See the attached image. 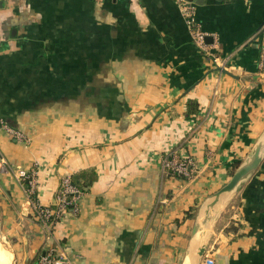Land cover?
Instances as JSON below:
<instances>
[{"label":"crops","instance_id":"0c3cea01","mask_svg":"<svg viewBox=\"0 0 264 264\" xmlns=\"http://www.w3.org/2000/svg\"><path fill=\"white\" fill-rule=\"evenodd\" d=\"M193 2L223 67L174 0H0V228L15 264L49 249L69 264L185 263L199 207L264 132V0ZM173 151L193 158L191 179L162 170ZM13 166L34 168L41 205L63 176L89 184L77 212L44 227ZM200 264H264V160Z\"/></svg>","mask_w":264,"mask_h":264},{"label":"built area","instance_id":"2783aa9c","mask_svg":"<svg viewBox=\"0 0 264 264\" xmlns=\"http://www.w3.org/2000/svg\"><path fill=\"white\" fill-rule=\"evenodd\" d=\"M174 2L177 3L187 23L191 26L195 44L209 53L213 61L219 64L221 60L216 54L210 51L208 44L205 42L206 33L202 31L196 22L194 16L195 3L193 0H174ZM262 63L264 64V54L262 55ZM220 66L223 67L222 64ZM9 133L15 140H25V135L19 131L9 129ZM3 163L5 164L4 161ZM9 168L14 178L24 186L26 204L30 207L34 218L39 220L44 227L48 228L51 224L62 220L71 211L74 213L77 212L78 200L83 194V191L71 182L70 175L61 178L54 202L50 205H41L36 197V172L34 168L25 169L20 166ZM161 168L165 172L178 174L183 179H191L195 172V162L192 157H180L173 151L162 157ZM37 264H69V262L66 260L63 252L57 254L53 249H49L41 254Z\"/></svg>","mask_w":264,"mask_h":264},{"label":"water","instance_id":"95a60500","mask_svg":"<svg viewBox=\"0 0 264 264\" xmlns=\"http://www.w3.org/2000/svg\"><path fill=\"white\" fill-rule=\"evenodd\" d=\"M264 160V132L259 137L253 150L249 155L243 158L229 180L213 192L199 207L188 240L186 261L188 264H200L201 258L205 252L206 243L211 228L218 219L225 203L233 193L241 186L255 171ZM6 237L0 231V243L4 249L11 255V263L15 264V253L13 247L5 239Z\"/></svg>","mask_w":264,"mask_h":264},{"label":"trees","instance_id":"16d2710c","mask_svg":"<svg viewBox=\"0 0 264 264\" xmlns=\"http://www.w3.org/2000/svg\"><path fill=\"white\" fill-rule=\"evenodd\" d=\"M169 174H171V172H167ZM172 175H175V176H178V177H182L178 174H172ZM71 182L77 187L79 188L80 190L82 191H85L86 190V186L89 185V184H84V183H81L79 179H76V177H72L71 176ZM86 185V186H85ZM239 226L238 225H234V224H231L228 228V231H231L232 233H236V231L238 230Z\"/></svg>","mask_w":264,"mask_h":264},{"label":"bare ground","instance_id":"6f19581e","mask_svg":"<svg viewBox=\"0 0 264 264\" xmlns=\"http://www.w3.org/2000/svg\"><path fill=\"white\" fill-rule=\"evenodd\" d=\"M11 259V253L8 250L4 249L0 243V264H10ZM186 264H188V262Z\"/></svg>","mask_w":264,"mask_h":264},{"label":"rangeland","instance_id":"374dc122","mask_svg":"<svg viewBox=\"0 0 264 264\" xmlns=\"http://www.w3.org/2000/svg\"><path fill=\"white\" fill-rule=\"evenodd\" d=\"M51 225H52V224H51ZM49 227H50V226H49ZM49 227H48V228H49ZM0 231H1V233H2V230H1V228H0ZM5 239H6V238H5ZM6 240H8V239H6ZM8 242H9V241H8Z\"/></svg>","mask_w":264,"mask_h":264}]
</instances>
